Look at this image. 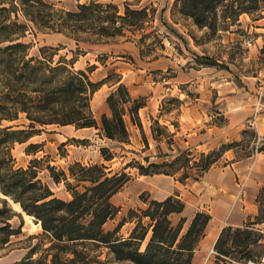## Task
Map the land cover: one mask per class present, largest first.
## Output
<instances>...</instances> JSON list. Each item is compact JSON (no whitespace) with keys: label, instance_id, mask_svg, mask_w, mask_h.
Here are the masks:
<instances>
[{"label":"rangeland","instance_id":"rangeland-1","mask_svg":"<svg viewBox=\"0 0 264 264\" xmlns=\"http://www.w3.org/2000/svg\"><path fill=\"white\" fill-rule=\"evenodd\" d=\"M44 1L52 4L54 9L76 11L79 5L89 4L92 0ZM181 1L96 0L95 3L102 6H116L119 15L124 14L126 6L130 10H142L139 16L131 15L127 18L123 35L117 33L109 36L101 33V26L110 24L101 22V17L80 25L69 23V26H75H71V31L67 30L69 34H64L25 18L23 8L40 9L39 6L29 7L31 3L24 5L20 0H0V7L7 8L0 11V25L5 23L9 26L8 30L0 31V46L13 42L29 44L28 50H25L27 57L40 55L42 47L52 48L46 51V56L53 57L54 62L60 59L71 60L74 70H87L89 66L95 65L96 68L90 72V77L95 82L110 76L91 100V109L98 127L77 129L73 125L47 126L27 141L15 143L11 151L15 167L26 168L32 160H38L35 163L38 179L48 185L56 197L69 200L72 196L66 188V181L55 183L48 165L68 173L71 164L80 162L84 165L98 164L105 167L106 172H115L123 170L128 162L135 160L147 164L145 157L155 161L160 152L175 155L179 149H189L199 159L201 152L228 149L230 151L224 152L216 162L217 166L226 165L228 157H233L232 162H235L246 161L245 158L250 156V166H264V131H257L258 121L260 118L264 119V19L253 21L255 16L264 14V11L254 12L252 15L243 13L237 21L232 22L221 18L220 14L226 5L235 7L238 3L224 1L216 8L219 17L215 28H209L198 26L193 18L182 14ZM262 1L264 7V0ZM41 10V15L48 12L47 8ZM112 12L111 9L110 13ZM14 22L26 24V31H20L14 26ZM113 26H121V21H116ZM6 36L12 39L11 42L3 40ZM200 56L213 57L219 64L228 66L229 70H220L216 65L199 61L197 57ZM116 61L125 64H120L119 67L115 64ZM118 77L121 78V84L128 88L131 98H142L145 102L139 110V117L148 146L143 144L140 130L130 122L128 116L127 143L107 139L101 128L100 116L110 113L106 98L120 84L115 83ZM153 119L167 127V134L172 135V144L167 143L170 140L165 136L157 141L152 138L151 128H157ZM25 122L24 114L21 113L18 120L4 124L16 126ZM226 122L227 126L223 127ZM203 131L207 134H203ZM31 144L34 146L28 149ZM101 148H108L113 158L104 160ZM125 171L130 174L131 180L111 197L119 212L106 222V231L126 218L128 221L122 226L120 233L128 236L135 225L136 217L133 215H140L152 199L161 200L174 193H178L188 205L183 213L170 216L174 226L183 215L189 221L192 213L204 211L197 206L199 201L196 194L201 186L190 179L180 181V173L140 175L133 166ZM192 171L196 172L194 169ZM252 174L257 181L253 186L258 188L253 189L254 201L248 204V210L256 212L253 221L255 230H252L248 241V252L249 258L259 259L264 254V171L252 169ZM248 177L247 175L246 178ZM68 180L72 185L76 184L74 180ZM245 180L240 181L237 186L242 200L230 197V210L235 209L238 204L246 205L244 198L248 197L249 192H243ZM77 189L83 190V186L79 185ZM0 198L7 200L6 208L15 214L8 221L11 228L16 230L21 227L20 233L9 236L11 242L7 246L9 250H14L11 258L16 262L38 242L32 236L41 235L42 228L33 225L37 223L34 218L30 222L23 213L15 209L11 198ZM3 206L0 199V209ZM10 211L5 209L4 213H0V222L11 215ZM249 224L247 222L248 226ZM8 232V229L0 228V257L6 252L3 240L9 235ZM232 236L233 234L223 247L229 250L228 256L222 258L212 253L205 264H240L249 259L241 258L244 254V251H240L241 246L231 248ZM43 243V247L48 245L45 241ZM89 248L91 255L99 254L98 258L105 261V264H134L130 261L113 260L106 248ZM35 258L36 255L33 259ZM4 262L5 260L0 261V264Z\"/></svg>","mask_w":264,"mask_h":264},{"label":"trees","instance_id":"trees-1","mask_svg":"<svg viewBox=\"0 0 264 264\" xmlns=\"http://www.w3.org/2000/svg\"><path fill=\"white\" fill-rule=\"evenodd\" d=\"M20 1L24 5L31 3L29 7L40 8H23L22 13L27 20L64 34H69L67 30L71 31V26H75H69V23L80 25L82 22L101 17V22L110 23L108 26H101L102 34L123 35L127 18L142 14V10H130L126 6L124 14L119 15L116 6H102L95 3L96 0L79 5L76 11L54 9L52 4L44 0ZM224 1L238 3L235 7L226 5L220 14L221 18L232 22L237 21L243 13L252 15L254 12L264 11L262 0H182L180 11L193 18L198 26L215 28L219 17L216 8ZM41 8H47L48 12L41 15ZM6 9L4 6L0 7V11ZM263 17L264 14H258L253 20ZM116 21H121V26H113ZM14 26L22 32L26 31V24L14 22ZM6 29H9L8 24L0 25V31ZM3 40L11 42L12 39L6 36ZM28 48L29 44L23 42L0 46V193L19 203L26 214L40 222L42 228L41 235L32 236L37 238L38 242L31 246L23 258L12 264H105V261L98 258L99 254L91 255L90 246L108 249L107 254L119 262L192 264L195 249L210 220L209 213L198 210L189 221L181 217L174 226L170 216L183 212L185 201L178 193L163 200L152 199L140 215L132 211L136 217L135 225L125 237L120 230L128 221L126 218H122L111 230L104 229L106 222L119 212L111 197L131 180L130 174L125 171L128 167H135L140 175L180 173V181H198L228 149L201 152L199 159L189 149H179L175 155L160 152L155 161L145 157L147 164L135 160L128 162L123 170L115 172H106L105 167L98 164L84 165L80 162L71 164L68 173L48 165L53 181L60 183L65 180L66 188L72 196L69 200L56 197L50 187L38 179L35 164L38 160H32L26 168L15 167L11 151L16 142L27 141L47 126L73 125L77 129L98 127V121L91 109V100L110 76L95 82L90 77V72L96 68L95 65L89 66L87 70H74L71 60L60 59L54 62L53 57L46 56V51L52 48L42 47L39 50L40 55L27 57L25 50ZM197 59L208 65H216L220 70H229L228 66L219 64L213 57L200 56ZM119 81L120 77L115 83ZM106 103L110 113L100 116L105 137L127 143L128 116L130 122L140 130L143 144L148 146L139 117L144 100L131 98L128 88L120 83L116 90L107 96ZM21 113L24 114L25 123L16 126L4 124L18 120ZM153 121L157 128H151L152 138L157 141L161 136H165L170 140L167 143L172 144V135L167 134V127L161 126L157 119ZM33 146L34 144H31L28 149ZM101 153L106 161L113 158L108 148H101ZM193 169L196 172L193 173ZM69 178L76 184L72 185ZM79 185L83 186V190L77 189ZM0 199L4 205L0 213H4L5 209L10 211L6 208L7 200ZM14 215L12 212L3 218L2 223L5 224L0 228L9 230V235L3 243L8 241L10 235L21 232L20 226L13 230L8 222ZM144 219H147V222H144ZM231 234V248L241 246L240 251H244L241 258H249L248 241L252 230L248 228L224 229L217 238L215 250H219L218 254L228 256L229 250L223 247ZM44 241L48 243L46 247H43ZM35 255L36 258L33 259Z\"/></svg>","mask_w":264,"mask_h":264},{"label":"crops","instance_id":"crops-1","mask_svg":"<svg viewBox=\"0 0 264 264\" xmlns=\"http://www.w3.org/2000/svg\"><path fill=\"white\" fill-rule=\"evenodd\" d=\"M261 19H264V17ZM261 19L253 21H260ZM115 64H118V66L121 67L120 64H125V62L116 61ZM118 83H122L121 78ZM97 91H99V89ZM227 124L228 123L226 122L223 127L227 126ZM257 131L258 133L264 131L263 118H260L257 123ZM203 134L206 135L207 132L203 131ZM228 151L230 150H226L225 153ZM250 158L251 156L246 157V161L237 160L232 162L233 157H228L226 165L217 166V163H215L204 173L200 180L194 182V184L201 186L198 190V194H196L197 200L199 201L197 206L209 213L210 220L206 225L203 237L200 239L195 249L192 264H203V262L205 264L210 257V255H208L210 250L214 249L217 238L224 229L228 227L234 229L245 226V228L255 230V224L251 222L254 221L256 212H250L248 210V204L254 201L253 189L258 188V186H253L256 185L257 181L254 178V174H252V169L264 171V166H250ZM247 175L249 176L248 178H246ZM243 180H245V183H243L246 186L245 191L243 190V192H249L248 197L244 198V203L246 205L238 204L236 207L237 209L230 210V203H232L230 197H236L237 199L242 200V194H239L237 186H239V182H242ZM167 196L163 197L161 200ZM187 207L188 205L185 203L183 212L187 210ZM193 215L194 213L191 214L190 218ZM183 217L185 216L183 215ZM247 222H250V226L247 225ZM4 224L5 223L0 222L1 226ZM10 242L11 240L9 238L8 241L4 243L3 249L6 250V252L0 257V261L5 260L4 264L14 263V260L11 258L14 250H9L10 248H7L9 245L8 243Z\"/></svg>","mask_w":264,"mask_h":264},{"label":"built area","instance_id":"built-area-1","mask_svg":"<svg viewBox=\"0 0 264 264\" xmlns=\"http://www.w3.org/2000/svg\"><path fill=\"white\" fill-rule=\"evenodd\" d=\"M212 253L215 255L221 256L222 258L226 257L224 255L218 254V252L215 251L214 249H211L208 255H211ZM240 264H264V254L259 259H251V258H249L247 260L245 259L244 262H242Z\"/></svg>","mask_w":264,"mask_h":264},{"label":"bare ground","instance_id":"bare-ground-1","mask_svg":"<svg viewBox=\"0 0 264 264\" xmlns=\"http://www.w3.org/2000/svg\"><path fill=\"white\" fill-rule=\"evenodd\" d=\"M0 196H3V197H4L5 195H3L2 193H0ZM12 205L15 207V209H17L18 211H20L21 213H23L24 216H25L30 222L32 221L33 217L30 216V215H28V214H26V213L22 210V208H21V206H20L19 203L12 202ZM36 222H37V221H36ZM33 225L41 227L40 222L33 223Z\"/></svg>","mask_w":264,"mask_h":264}]
</instances>
